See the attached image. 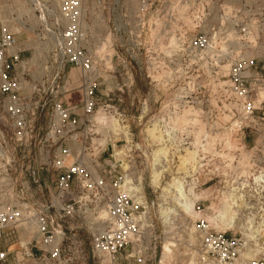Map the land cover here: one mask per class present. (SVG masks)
<instances>
[{"label": "built area", "instance_id": "obj_1", "mask_svg": "<svg viewBox=\"0 0 264 264\" xmlns=\"http://www.w3.org/2000/svg\"><path fill=\"white\" fill-rule=\"evenodd\" d=\"M89 1L61 0L56 8L39 10L49 26L41 24L46 44L56 53L53 66L39 75L36 58H25L15 34L0 25V264H148L153 242L157 250V237L152 241L147 233L146 203L124 185L128 175L116 157L103 174L88 159L90 136L108 130L96 119L99 75L84 26ZM91 1L101 9L106 0ZM149 1H140L136 18L126 12L114 22L115 44L131 42L132 18L144 28ZM157 10L159 27L191 31L180 37L192 64L207 68L214 91L231 99L241 125L251 126L263 142L264 0H158ZM66 68L80 72L81 113L65 101ZM28 77L38 84H29ZM116 125L111 131L120 137ZM194 230L197 241L184 260L172 259L178 250L173 246L166 264H264L256 257L258 244L250 248L244 238L215 231L204 220ZM84 232L91 237L89 257Z\"/></svg>", "mask_w": 264, "mask_h": 264}, {"label": "rangeland", "instance_id": "obj_2", "mask_svg": "<svg viewBox=\"0 0 264 264\" xmlns=\"http://www.w3.org/2000/svg\"><path fill=\"white\" fill-rule=\"evenodd\" d=\"M35 1L41 8L25 0H0V25L15 34L25 58H36L33 70L39 75L53 66L56 54L54 46L46 44L39 10L56 8L61 0ZM140 1L106 0L101 9L91 0L86 4L85 21L91 25L87 47L99 75L98 127L108 128L104 136H90L88 159L103 174L114 155L120 171L139 187L135 191L148 211L147 233L152 241L157 237V250L153 242L148 264H158L164 255L170 259L173 246L178 250L172 259L183 261L197 241L198 220L244 238L250 248L258 244L256 257L264 259V141H258L251 126L241 125V111L229 105L231 99L214 91L207 68L192 64L180 37L191 31L159 27L158 0L149 1L151 9L141 29L135 19ZM126 12L135 17L127 33L131 42L115 44L114 22ZM22 22L32 29L20 28ZM63 80L65 96L78 94L74 104L81 113L80 72L66 68ZM27 81L39 82L29 77ZM0 118H5L1 95ZM116 124L127 128L130 142L123 133L118 137L111 131ZM38 126L46 129L45 113ZM115 149L122 151L119 157ZM80 236L89 257L91 237L85 232ZM13 244L19 247L17 241Z\"/></svg>", "mask_w": 264, "mask_h": 264}, {"label": "bare ground", "instance_id": "obj_3", "mask_svg": "<svg viewBox=\"0 0 264 264\" xmlns=\"http://www.w3.org/2000/svg\"><path fill=\"white\" fill-rule=\"evenodd\" d=\"M27 3H30V2H32V3H35V4H37V6L39 5L38 4V2L37 1H35V0H25ZM34 4V5H35ZM35 7V6H34ZM38 8H41L40 6H38ZM32 10V9H31ZM33 10H35L34 8H33ZM43 11V10H42ZM87 10L86 9H84V19H86V17L87 16H85L86 15V12ZM43 13H45V12H43ZM91 14V13H90ZM39 21H40V23L41 24H43L45 27H47V28H49V26H48V24H47V22H46V17H45V15L43 14V15H41V17H39V19H38ZM94 22V21H93ZM84 26H85V29L87 30V32H89V30L91 29V25L87 22V21H85L84 20ZM19 27L20 28H22V29H25V30H27V31H30L31 29H32V26L31 25H28V24H26V23H24V22H22V23H20L19 24ZM92 34V33H91ZM97 45V44H96ZM96 119L99 121V122H101V120H99V118H97V116H96ZM117 127H116V131H118V130H120L121 131V133H123L124 135H125V137H126V139H127V141L128 142H130L131 140H130V138H131V134L129 133V131L127 130V128L125 127V126H122V125H120V124H118V125H116ZM115 151L117 152L116 153V155H120V154H122V151H118L117 149H115ZM159 153H163V150L162 149H160L159 151H158ZM158 157H159V154L157 155ZM160 160V159H159ZM161 161V160H160ZM155 162H157V159H156V161ZM160 164V163H159ZM161 165V164H160ZM161 170V169H160ZM163 171V170H162ZM159 173H161V172H159ZM156 178V177H155ZM128 184H130V190H138L139 191V187L136 185V184H133L130 180H129V178H127V180H126V182L124 183V185H128ZM159 188V187H158ZM165 188V187H164ZM182 193V192H181ZM171 198V197H170ZM163 207V206H162ZM168 212V211H167ZM169 213V212H168ZM166 217H168V216H166ZM225 217V216H224ZM225 224V223H224ZM169 258V256L168 255H164L163 257H162V259H161V263L160 264H165V262H166V260ZM242 262L243 263H245V260H242Z\"/></svg>", "mask_w": 264, "mask_h": 264}, {"label": "crops", "instance_id": "obj_4", "mask_svg": "<svg viewBox=\"0 0 264 264\" xmlns=\"http://www.w3.org/2000/svg\"><path fill=\"white\" fill-rule=\"evenodd\" d=\"M73 75H74V77H75L76 80L79 78L77 72H74ZM67 99H68L69 102H67ZM78 100H79L78 94H72V95L66 96V100L65 101H66V103L69 106H75L74 103H75V101H78Z\"/></svg>", "mask_w": 264, "mask_h": 264}]
</instances>
